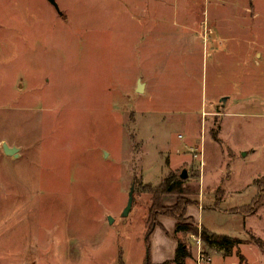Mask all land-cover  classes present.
<instances>
[{"label":"rangeland","instance_id":"1","mask_svg":"<svg viewBox=\"0 0 264 264\" xmlns=\"http://www.w3.org/2000/svg\"><path fill=\"white\" fill-rule=\"evenodd\" d=\"M56 1L0 0V264H142L179 199L264 264V49L216 46L207 0Z\"/></svg>","mask_w":264,"mask_h":264},{"label":"crops","instance_id":"2","mask_svg":"<svg viewBox=\"0 0 264 264\" xmlns=\"http://www.w3.org/2000/svg\"><path fill=\"white\" fill-rule=\"evenodd\" d=\"M204 12L208 20H216V25L214 24L215 28L212 27L216 30L217 36L215 35V37L211 39L216 46L225 47L226 42L231 41L235 43L238 41L239 44L242 42L246 47L252 46L254 49H264V0H207ZM246 32H248V36H243ZM212 42L208 43V46ZM236 114L240 116L245 115L241 111H238ZM208 165L209 160H206L202 171L204 185L206 184L205 177ZM169 203H171L170 205L175 204L171 201L168 202V204ZM205 213L206 209L202 206L191 207L189 209V216L193 218L191 222L195 225L197 224V226L199 224L201 225V219L204 217ZM203 226L209 230V228L202 223V227ZM176 227L177 221L173 217L161 216L159 218L158 224L155 226L149 238V245H151L149 253H147V247H149L147 246V236L143 243L144 248L141 249L142 264H146L147 261H150L152 264H163L175 259L179 238L184 239L188 237L190 246V238L194 236H187L184 234L177 235ZM190 248L193 257L188 259L187 264H203L204 260H201L198 251L191 246ZM213 251L214 250L211 252ZM213 253L221 255L224 264H239L236 260L231 261V256L225 257L221 251H214ZM214 254L209 256L205 261L213 264Z\"/></svg>","mask_w":264,"mask_h":264},{"label":"trees","instance_id":"3","mask_svg":"<svg viewBox=\"0 0 264 264\" xmlns=\"http://www.w3.org/2000/svg\"><path fill=\"white\" fill-rule=\"evenodd\" d=\"M184 182L185 180L182 179L181 176L179 177L178 175L174 174L171 175L160 185L159 189L157 190L158 198L161 194H176L180 197L183 196V194H185ZM259 186L261 188H264V185L262 183H260ZM160 205V202L155 201L154 208L157 209L155 211L153 223L148 229L146 235L147 246H149V238L153 233L155 226L158 224V217L160 215H165L176 219L177 235L184 233L186 235L189 234L194 236H200L204 245L210 250L225 251V255H229L230 253H232V250H234L238 245L242 243L241 239L234 238L225 234L213 233L207 230L205 227L199 229L198 226L191 222L192 219L188 217V209L191 206V203L187 200L179 199L176 206L170 208L169 210H166L164 214L159 213ZM178 241L179 245L177 248L175 259L167 261L163 264H187L188 259L193 257L189 242L181 238H179ZM204 254L205 252H203V255ZM146 264L152 263L150 261H147Z\"/></svg>","mask_w":264,"mask_h":264},{"label":"water","instance_id":"4","mask_svg":"<svg viewBox=\"0 0 264 264\" xmlns=\"http://www.w3.org/2000/svg\"><path fill=\"white\" fill-rule=\"evenodd\" d=\"M50 2L57 8V10L59 11V13L61 15H63V12L61 11L58 3L56 0H50ZM143 87H144V84L141 83V81H139V86H138V91L141 92L143 91ZM227 100V98H224L223 101L225 102ZM3 150H4V153L8 156H12L14 158H18L20 156V148L16 147V146H9L8 143H4L3 144ZM188 177V172H187V169H184L182 174H181V178L182 179H187ZM134 193H135V185L133 184L132 187H131V191L129 193V198H128V203H127V206L126 208L124 209V212H123V217L125 216H128L133 208V203H134V200H135V196H134ZM110 218V222L113 223L114 222V218L112 216L109 217Z\"/></svg>","mask_w":264,"mask_h":264},{"label":"built area","instance_id":"5","mask_svg":"<svg viewBox=\"0 0 264 264\" xmlns=\"http://www.w3.org/2000/svg\"><path fill=\"white\" fill-rule=\"evenodd\" d=\"M204 163V160L202 161V164ZM199 244H201V237L198 240Z\"/></svg>","mask_w":264,"mask_h":264}]
</instances>
